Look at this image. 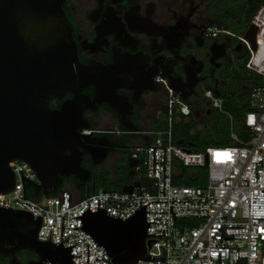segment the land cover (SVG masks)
Masks as SVG:
<instances>
[{
    "label": "built area",
    "instance_id": "1",
    "mask_svg": "<svg viewBox=\"0 0 264 264\" xmlns=\"http://www.w3.org/2000/svg\"><path fill=\"white\" fill-rule=\"evenodd\" d=\"M251 26L257 28L256 49L246 37ZM248 29L239 36L226 30L224 33L237 38L248 54L246 68L264 78V4L256 10ZM220 32L213 27L208 36L216 37ZM157 82L167 95L165 116L169 127L145 131L135 148L132 158L138 161L136 170L142 176L130 184L134 186L132 193L100 189L86 197H76L72 191L62 189L58 194H41L32 199L26 189L30 181L24 179L23 183L21 171L24 177L40 184L37 172L30 164L14 160L10 167L15 174V186L0 193V205L32 212L36 219L42 217L38 233L42 242L50 239L51 229L52 243L61 241L64 217L62 243L65 247L79 244L72 248L73 255L78 256L73 257L76 264H87L88 244L89 264H109L96 257L113 264L107 250L92 236L83 229H70L82 227L81 218L72 217L87 211L89 202L90 210L97 211L99 199L100 208L122 220L148 204L147 222H166L150 223L147 242L157 241H150L146 257L154 260H141L139 264H264V86L251 93L252 110L245 118L250 134L247 140L231 128L233 145L196 151L177 144L173 133L174 121L188 120L193 114L190 103L168 81L158 77ZM204 97L213 109L233 119L224 110V98L212 89L205 90ZM92 132L93 129L82 130L84 135ZM154 147H166L165 193L164 148ZM181 166H207L208 185L204 188L176 185L174 179ZM137 182L141 195L140 186H135Z\"/></svg>",
    "mask_w": 264,
    "mask_h": 264
},
{
    "label": "water",
    "instance_id": "2",
    "mask_svg": "<svg viewBox=\"0 0 264 264\" xmlns=\"http://www.w3.org/2000/svg\"><path fill=\"white\" fill-rule=\"evenodd\" d=\"M64 2L0 0V193L9 192L15 186V174L10 167L14 160L30 164L37 172L40 184L24 177L21 171L23 183L24 179L30 181L26 189L34 188L37 196H49L64 186V178L74 176L82 182L90 178L91 171L84 167L83 155L91 154L93 148L104 147L93 141L91 135L82 134V130L92 129L84 115L91 108L92 100L84 90L113 84L118 79L114 76L115 66L80 61L72 26L63 10ZM256 35L257 28L251 26L246 37L255 49ZM121 75L120 79H129L127 74ZM169 84L187 100L173 83ZM118 87L112 86L114 90ZM68 92L74 98L66 101L61 109H52V99L63 98ZM102 100L115 107L108 98L97 101ZM196 116L200 117L201 113L196 112ZM154 148H164L165 193L166 147ZM105 158L106 154H103L96 163ZM130 165L135 168L138 162L132 158ZM135 186H140L139 182ZM133 189V185H127L119 192L132 193ZM147 205L122 220L100 208V199L97 211L90 210L89 202L87 211L72 217L81 218L82 227L70 229H83L92 236L107 250L113 264L154 260L146 257L150 241H157L150 239L147 242L150 223L166 222H147ZM63 223L64 217L59 243H52V229L50 239L42 242L38 238L42 217L36 219L32 212L0 205V254L14 259L17 251L29 250L39 257L30 264H76L73 257L78 256L73 255L72 248L79 244L63 245ZM96 260L111 264L105 259L96 257ZM162 260L165 262V257Z\"/></svg>",
    "mask_w": 264,
    "mask_h": 264
},
{
    "label": "flooded vegetation",
    "instance_id": "3",
    "mask_svg": "<svg viewBox=\"0 0 264 264\" xmlns=\"http://www.w3.org/2000/svg\"><path fill=\"white\" fill-rule=\"evenodd\" d=\"M212 4L213 0H65L63 10L72 26L80 61L115 66L118 79L106 88L84 90L92 100L84 113L93 129L90 135L104 147L83 155L90 178L85 182L74 176L64 178L60 189L70 187L80 193L77 184L68 182L75 178L89 194L104 177L114 181L122 176H142L130 160L144 132L154 129L165 116L167 95L158 77L173 83L186 101L203 102L207 114H202V119L215 112L204 97L205 90L219 95L226 83L227 65L241 61L246 52L214 23ZM213 27L222 32L209 37ZM220 45L223 47L218 48ZM122 73L129 79H120ZM116 85L119 87L114 90ZM73 98L68 92L63 98L52 99L51 107L61 109ZM105 98L115 107L97 101ZM103 154L106 158L96 163ZM37 260L38 255L29 250L17 251L14 259L0 254V264Z\"/></svg>",
    "mask_w": 264,
    "mask_h": 264
},
{
    "label": "trees",
    "instance_id": "4",
    "mask_svg": "<svg viewBox=\"0 0 264 264\" xmlns=\"http://www.w3.org/2000/svg\"><path fill=\"white\" fill-rule=\"evenodd\" d=\"M246 2L242 7L244 12L242 14L235 0H213L210 15L219 28L237 36L242 32L245 34L253 15L259 6L264 4V0H246ZM234 40L236 43H240L237 38H234ZM247 60L248 54L246 53L241 61L231 62L227 65L225 71L226 83L219 94L225 100L224 107L226 111L231 114L234 123L237 124L238 135L244 140H247L250 135L245 125V118L247 113L252 110L251 93L255 88L261 87L258 86L260 83L257 79L262 77L246 68ZM190 106L193 111L191 117L188 120L183 118L173 123V133L177 144L183 143L182 146L196 151L205 150L207 147H227L234 144L227 116L214 112L206 119H202L201 116H196V112L206 113L204 103L196 100L190 103ZM160 119L155 124L154 130L168 129V118L163 116ZM134 181L133 178L125 176L114 181L104 177L89 194L95 193L100 189L122 191L125 186L130 185ZM68 182L78 185L81 197L89 195L83 185L75 178L68 180ZM208 182L209 168L207 166H181L180 174L175 176L174 179L176 185L197 188L206 187ZM61 190L55 194H58ZM27 196L32 199H38L41 194L37 196L34 188H27Z\"/></svg>",
    "mask_w": 264,
    "mask_h": 264
},
{
    "label": "rangeland",
    "instance_id": "5",
    "mask_svg": "<svg viewBox=\"0 0 264 264\" xmlns=\"http://www.w3.org/2000/svg\"><path fill=\"white\" fill-rule=\"evenodd\" d=\"M235 2H237V4H238V8H239V10H240V12L242 13V14H244V12H243V9H242V7H243V5H244V3L246 4L247 2H246V0H235ZM243 34V32L242 33H240V35H242ZM259 77V76H258ZM257 80H259L258 82L260 83L258 86H262V85H264V78L263 77H259V79H257ZM224 110L226 111V108L224 107ZM226 112H228V111H226ZM215 113H222L220 110H215ZM229 113V112H228ZM222 114H224V113H222ZM230 114V113H229ZM225 116H227V119H229V126H230V129L231 128H233L234 129V131L237 133V134H239L238 133V127H237V124H235L234 123V121H233V119L232 118H230L228 115H226V114H224ZM224 116V117H225ZM163 117V116H162ZM161 117V118H162ZM161 120V119H160ZM148 126V125H147ZM134 180H136L137 178H133ZM65 189H67V190H70V191H72L75 195H76V197H80V193H78V192H75L73 189H71L70 187H66Z\"/></svg>",
    "mask_w": 264,
    "mask_h": 264
},
{
    "label": "crops",
    "instance_id": "6",
    "mask_svg": "<svg viewBox=\"0 0 264 264\" xmlns=\"http://www.w3.org/2000/svg\"><path fill=\"white\" fill-rule=\"evenodd\" d=\"M215 110H216V109H215ZM201 117H202V114H201ZM136 180H137V179H136ZM136 180H135V181H136Z\"/></svg>",
    "mask_w": 264,
    "mask_h": 264
}]
</instances>
